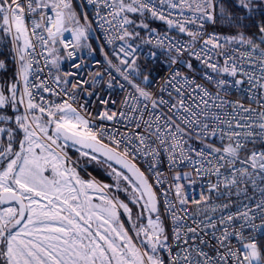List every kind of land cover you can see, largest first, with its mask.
<instances>
[{"label":"snow or ice","instance_id":"snow-or-ice-1","mask_svg":"<svg viewBox=\"0 0 264 264\" xmlns=\"http://www.w3.org/2000/svg\"><path fill=\"white\" fill-rule=\"evenodd\" d=\"M87 4L113 46L111 54L104 44L99 49L108 79L89 71L71 82L77 72L42 78L37 56L58 69L57 43L70 59L82 49L93 55L88 15L73 0H0V32L10 39L14 65L0 81V264H264V0ZM148 18L179 37L157 34ZM134 25L154 34L142 43L166 57L156 91L158 53L138 51ZM217 25L236 31L225 35ZM65 32L71 41L58 40ZM193 61L203 69L201 82ZM97 85L125 95L118 106L97 96L102 107L90 111L83 97L96 95ZM230 88L247 94V106L226 99ZM70 147L106 166L112 182L82 178ZM165 161L169 171L190 168L175 170L166 190ZM193 174L216 177L198 199L180 183L194 185ZM213 193L227 202L212 203Z\"/></svg>","mask_w":264,"mask_h":264},{"label":"built area","instance_id":"built-area-1","mask_svg":"<svg viewBox=\"0 0 264 264\" xmlns=\"http://www.w3.org/2000/svg\"><path fill=\"white\" fill-rule=\"evenodd\" d=\"M81 3L83 4V6L87 9L88 11V15H89V19L92 22V29H93V33L95 35V38L97 40V43L99 44V46L101 44H104L105 47V51L108 52L109 54H111L112 51V47L110 45H107L104 43V33L103 30L100 29L96 22H95V7L93 5H88L87 4V0H81ZM103 14V13H102ZM158 21V20H156ZM159 23L165 25V28L163 29H158V28H153L156 29L157 34H163L165 32H168L169 36L173 37V38H178L179 34L175 31V30H168L166 24H164L161 21H158ZM105 27H107V25H105ZM211 30V29H209ZM216 31L223 33L225 35L229 34V33H225L222 32L220 30H218L216 28ZM153 37L154 38V34H152L150 31H147L145 33V35H143V37H140V39L135 40L133 43L135 44H139L140 48H139V52L141 53H148L150 51H156L158 53V60L155 62V67H156V71L153 72V83L151 85V90L156 91L159 86L162 84V77H164V75L167 72V63H166V57L165 55L162 53V51L159 48H154L153 45H146L143 44L142 41L144 39H147L148 37ZM64 39L65 42L71 41L72 36L70 32H65L63 34V37L58 38L59 39ZM120 42L117 41L115 46L119 47ZM55 47L58 49V52L56 53V55H59L60 57H62V59L59 61V68H55L53 67L51 64H48L47 67H45V60L41 59L39 56H37V59L40 60V67L44 68L43 72L39 73V75L42 78L45 79H50L51 77L56 76L57 74H60L61 76L63 75V73L65 72H77L78 74L72 77H69L71 82H75L76 80H84V79H88V72L89 71H101L104 73V80L108 79L107 76V65L104 63V57L103 55L100 53V50H96L94 49V54L93 55H89L88 51L86 49H82V50H77L74 52V56L73 58H68L66 55V51L63 48V45L57 43L55 45ZM93 49V48H92ZM38 52L42 51V49L38 48L37 49ZM67 51H73V49L70 47L69 49H67ZM48 59L50 60L51 57H48ZM114 59V58H113ZM140 60H142L144 62V58L143 56L140 57ZM96 61H100V64H96ZM115 62V59H114ZM74 63H81L82 67L77 70V69H73L72 65ZM194 66L196 68V71L192 74L194 75V77L197 79V82H201V75H202V67L198 64V62L193 61ZM220 63H223V60L220 59ZM49 73H51V77L49 76ZM226 79H231L230 77H225ZM34 79V77H33ZM206 86L214 91L213 86L207 82ZM89 88H91V84L88 85ZM245 87H247V85H245ZM95 92L96 95L92 96V97H87L86 95L83 97V99H86L89 101V110L90 111H98L100 110V108L102 107L101 105H99V103L97 102V96L104 98V99H112L117 101V106H118V102L123 98V96L125 95L124 92L120 91V89L118 87H114L112 89H108L106 86L104 85H97L95 88ZM47 95V94H45ZM246 93L241 89V90H237L235 88H230L228 89V95L226 97V99L228 100H237L240 99L242 100L243 103H245V105L247 106L248 101L246 99ZM51 99H56L54 97H49ZM165 98H167V96L165 95ZM109 107H113L111 104L109 105ZM226 110H230V108H226ZM215 143L219 146V141L218 139L215 140ZM243 155V153H242ZM73 159V158H72ZM74 160V159H73ZM76 162V160H74ZM76 165L78 166L77 162ZM140 166L143 168V162H140ZM84 170V169H83ZM159 170L161 172L164 173V175L161 177L162 179H166L168 181V183H166L163 187L166 190L169 187V184L172 182L171 177L172 175L175 174V170H179L180 172H186V171H190V168L187 166V163L184 166H177L176 169H174L173 171H169L168 169V165L165 161V163L160 165ZM86 172V170H84ZM87 173V172H86ZM88 174V173H87ZM150 178L152 174H149ZM193 179L196 180L197 182L194 185H189L188 181H180V183H183L185 185L186 188V195L192 199H198L200 193L203 191L205 193H207V183L209 180H211L212 182L216 181V177H196L195 174H193ZM152 182L155 183V180L152 179ZM213 200L212 203L214 204H219L221 202H227L226 199L224 200H218L216 199V194L213 193ZM171 198V197H170ZM233 199H235V197H233ZM191 207V211L193 213L196 212V207L195 206H190ZM201 212H203V209H201ZM197 219H203V216H199L197 217ZM189 223H191V221H189Z\"/></svg>","mask_w":264,"mask_h":264},{"label":"trees","instance_id":"trees-1","mask_svg":"<svg viewBox=\"0 0 264 264\" xmlns=\"http://www.w3.org/2000/svg\"><path fill=\"white\" fill-rule=\"evenodd\" d=\"M73 3L76 7L77 12L81 15V11H80L79 6L77 5L76 0H73ZM81 17H83V16H81ZM141 19L142 18L139 16L135 17L137 24L140 23ZM145 22L149 24L150 29H153V28L163 29V28H165V25H163V24L159 23L158 21L151 19V18L146 19ZM245 23H247V21ZM133 27H135V25ZM216 28L222 32L229 33V34L236 31V29L229 28L226 25H217ZM135 30L140 33V37H143V35H145V33L147 31H149V30H146L142 27H135ZM244 31L247 34L251 35L253 32L256 31V29L254 27H249V28L244 29ZM89 36L92 39V42H94V44H95V41H96L95 38H93V36L91 34H89ZM10 48H11L10 39L6 38L3 34V32H0V59L7 58V62H8L7 72L0 71V81L5 80V79H10L13 75V72H14V65L11 62ZM140 63L143 64L144 62L142 60H140ZM68 153L77 162H79L80 164H84L86 172L89 175L93 176L97 181H100L102 183L112 181L111 177L108 176L107 172L103 168L105 166H102V165L95 163V162L89 163L88 162L89 159L87 157H79V153L74 148L70 147L68 149ZM81 172L84 175V177L88 178V176H89L88 174H86L82 170H81ZM119 196L121 199H124L127 201V196L125 193L121 192V193H119ZM127 202H129V201H127Z\"/></svg>","mask_w":264,"mask_h":264},{"label":"rangeland","instance_id":"rangeland-1","mask_svg":"<svg viewBox=\"0 0 264 264\" xmlns=\"http://www.w3.org/2000/svg\"><path fill=\"white\" fill-rule=\"evenodd\" d=\"M76 2H77V5L79 6V8H80V11H81V16H83L84 14H87L88 15V11H87V9L83 6V4L81 3V0H76ZM73 5H74V3H73ZM74 7H75V5H74ZM76 8V7H75ZM88 17H89V15H88ZM90 20V19H89ZM89 34H91L92 36H93V38H95V35H94V33H93V30L89 33ZM95 40H96V38H95ZM87 43H89V44H91V47L93 48V49H96V50H99L100 49V46H99V44L97 43V40L95 41V44H94V42H92V39L90 38V36H89V40L87 41ZM87 50V49H86ZM75 160V159H74ZM77 162V161H76ZM88 162L89 163H92V162H95V161H90V160H88ZM88 163V164H89ZM96 163V162H95ZM77 164H78V166L76 165V167H77V171L79 172V174L82 176V178H84V179H93L94 177L93 176H91V175H89L88 176V178H86V177H84V175L82 174V172H81V170L82 171H84L85 170V165L84 164H80L79 162H77ZM104 169H105V171L107 172V169H106V166L105 167H103ZM84 169V170H83ZM85 172V171H84ZM86 173V172H85ZM87 174V173H86ZM95 179V178H94ZM112 181H110V182H105V183H111ZM102 183V182H101ZM126 201V200H125ZM127 202V201H126ZM4 206H6V205H4ZM4 206H0V207H4ZM131 207H134L133 205H130ZM126 219V218H125Z\"/></svg>","mask_w":264,"mask_h":264},{"label":"crops","instance_id":"crops-1","mask_svg":"<svg viewBox=\"0 0 264 264\" xmlns=\"http://www.w3.org/2000/svg\"><path fill=\"white\" fill-rule=\"evenodd\" d=\"M56 68V67H55Z\"/></svg>","mask_w":264,"mask_h":264}]
</instances>
